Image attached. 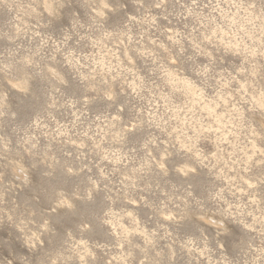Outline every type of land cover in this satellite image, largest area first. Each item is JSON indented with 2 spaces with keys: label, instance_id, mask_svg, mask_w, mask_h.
Instances as JSON below:
<instances>
[{
  "label": "clouds",
  "instance_id": "9594fccd",
  "mask_svg": "<svg viewBox=\"0 0 264 264\" xmlns=\"http://www.w3.org/2000/svg\"><path fill=\"white\" fill-rule=\"evenodd\" d=\"M0 264H264V0H0Z\"/></svg>",
  "mask_w": 264,
  "mask_h": 264
}]
</instances>
